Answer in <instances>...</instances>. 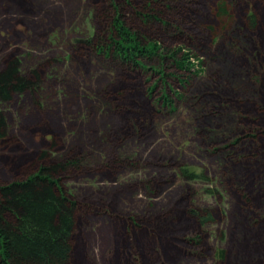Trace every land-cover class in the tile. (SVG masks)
Returning <instances> with one entry per match:
<instances>
[{"label": "rangeland", "instance_id": "1", "mask_svg": "<svg viewBox=\"0 0 264 264\" xmlns=\"http://www.w3.org/2000/svg\"><path fill=\"white\" fill-rule=\"evenodd\" d=\"M213 1L180 5L195 14L208 12ZM105 2L0 0V71L16 60L31 81L9 100L0 98L6 122L0 183L24 176L32 169L29 158L44 151L53 162L82 156L80 169L61 177L80 204L71 264H264L254 234L264 228V191L246 204L239 189L246 183L244 190L254 193L264 160L249 181L237 183L245 178L235 171L222 179L244 150L233 140L245 127L264 125V57L257 50L264 35L233 31L211 42L204 27L178 19L184 36L171 41L185 42L197 57L190 89L174 81L183 95L171 92L169 106L156 78L121 67L83 41L104 29ZM256 11L263 30L264 2ZM188 34L195 39L186 40ZM227 82L238 97L225 102L238 99L231 106L247 107L253 97L261 111L249 109L243 119L216 99ZM189 165L204 177L182 173ZM190 208L210 213L211 223L191 218ZM155 249L159 257L151 260Z\"/></svg>", "mask_w": 264, "mask_h": 264}, {"label": "trees", "instance_id": "2", "mask_svg": "<svg viewBox=\"0 0 264 264\" xmlns=\"http://www.w3.org/2000/svg\"><path fill=\"white\" fill-rule=\"evenodd\" d=\"M213 2L208 12L199 10L195 14H190V9L180 5V0H106L103 10L106 21L104 29L96 35L95 42L92 36L83 41L94 44L100 54L107 58L112 57L121 67L156 78L161 84L160 91L164 104L173 106L174 99L171 92L174 91L178 96L183 95L173 90V82H181L184 88L190 89V75L195 73L196 66L191 58L197 57L191 48L184 46L185 42L175 45L171 41L183 35L179 30L180 27L176 25L178 19L183 18L181 20L183 23L188 22L195 27L197 25L204 27L211 42H216L222 33L233 31L243 33L242 30H245L253 34L261 32L264 35V29H259L256 11L257 3L264 0H214ZM194 15L199 21L194 19ZM190 39H195L194 35L188 34L186 40ZM263 44L264 42L261 46L258 41L260 49L257 50H263L261 56L264 57ZM29 85L31 81L21 75L16 60L11 61L7 69L0 71L2 100H9L13 92H21ZM219 91L216 99L222 98L224 103H227L224 99L238 97L237 90L229 82ZM262 99L263 97L260 100ZM233 102H241L235 99L229 101L227 105L235 109L243 119L249 117L243 115L249 109L251 112L261 111L262 103L253 97L247 107L237 105L233 107L230 104ZM5 127V119L0 115V140L6 137ZM242 133V136L239 135L240 137L233 141L240 147L239 149L244 150L243 152L240 150L241 154L237 159H233L232 166H229L226 175L222 177L225 179L227 176H232L231 173L235 171L238 177L241 174V177L245 178V181L241 178L237 183L249 181L251 169H256L255 164L258 166V163L264 160V150H262L264 125L259 128L245 127ZM29 159L32 161V169L24 176L7 183H0V264H71L80 204L64 190L61 177L65 173L80 169L83 158L81 155L66 156L53 162L44 151L36 158ZM238 159L242 161L238 162ZM181 170L193 180L204 177L202 170L194 165L183 166ZM262 177L259 178L254 191L256 194L244 190L246 183L239 185V189L244 191L246 204L253 203L251 195L256 200L264 191L260 189L264 188V176ZM263 197L259 199L260 203ZM187 210L189 216L197 219L201 225L211 223L213 219L210 213L202 215L195 208ZM258 229L254 233L257 235L256 239L259 237V242L256 243L261 246L259 251L264 253V228ZM198 237L201 236L197 235L196 238ZM155 256L159 257L156 249L150 259L153 260ZM219 256L224 258L225 251ZM260 258L264 260V254Z\"/></svg>", "mask_w": 264, "mask_h": 264}, {"label": "flooded vegetation", "instance_id": "3", "mask_svg": "<svg viewBox=\"0 0 264 264\" xmlns=\"http://www.w3.org/2000/svg\"><path fill=\"white\" fill-rule=\"evenodd\" d=\"M18 0H16V2H17Z\"/></svg>", "mask_w": 264, "mask_h": 264}]
</instances>
